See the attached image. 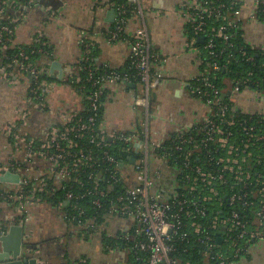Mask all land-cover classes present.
I'll list each match as a JSON object with an SVG mask.
<instances>
[{"label": "built area", "instance_id": "obj_1", "mask_svg": "<svg viewBox=\"0 0 264 264\" xmlns=\"http://www.w3.org/2000/svg\"><path fill=\"white\" fill-rule=\"evenodd\" d=\"M34 1L0 0V18L7 16L9 10L28 9ZM126 1L113 4L115 26L109 37L112 42L125 39L126 4L131 5L136 11L138 25L130 39L132 51L128 70L96 67L94 45L86 35L82 36V70L87 77L77 83L84 82L81 89L88 115L83 117V112L66 116L60 126L53 127L40 138L34 136L30 119L35 112L49 110L46 98L52 92V84L44 78L43 67L29 61L25 49L15 47L14 54L6 53L8 46L14 44L19 20L8 15L9 23L0 26V77L12 83L20 77L30 79L26 105L18 109L17 119L0 123V140L4 139L0 152V200L13 214L11 220L0 226V238L8 234L11 225L24 227L29 224L32 208L47 204L45 196L55 190L51 187L53 183L61 186L67 182L62 189H69L66 192L68 202L91 197L93 208L99 213L110 205L105 221L103 224L96 222L92 233L103 238L106 253L120 255L124 264H133L129 260L132 250L139 264H179L173 257L177 252L175 241L185 242L191 236H196L204 248L205 264L211 261L235 264L251 243L264 241V113L247 114L238 109L234 101V106L226 103L228 99L233 100V94L244 91L242 85L250 83L226 81L227 85L230 83L227 97L211 75L226 69L219 64L222 52L216 50L215 41L230 42L233 35L229 32L239 30L240 25L248 21L242 18L246 0H233L229 7L223 0H193L191 5L185 6L194 42L204 39L199 53L205 68L190 86V91L209 109V114L201 125L165 142L154 141L150 130L149 95L164 80L163 74L154 70L153 65L161 66L165 62L149 46L146 14L153 6L143 0ZM253 1L255 9L249 20L264 23V0ZM44 40L39 32L31 45L41 43L38 53L51 57L53 53L48 51L49 44ZM246 60L250 62L253 58ZM118 83L138 84L146 91V96L138 102V106L145 109L144 116L132 133L109 134L102 129V100L107 87ZM251 84L256 87L251 91L264 95L257 88L261 85L259 81ZM224 94L226 99L223 100ZM198 129L202 133L201 140L194 135L188 136ZM170 140V151L161 154ZM118 142L128 146L129 161L137 153L134 165L129 161L121 162L111 153L112 143ZM151 154L157 161L172 163V168L169 167L170 172L175 173V185L168 195L157 190L161 176L152 169ZM7 173L19 175V183L2 182L1 178ZM103 184L108 188H103ZM86 185L91 188L81 197L72 192L75 186L84 189ZM119 187L121 190L111 198V193ZM223 198L232 210L225 217L216 214L210 219V225L205 226L201 219L208 217L209 207L214 204L219 205L218 212ZM238 206L253 210L251 224L234 208ZM76 210L80 216L85 214L81 207L77 206ZM62 213L69 224L67 214ZM217 234H221L223 245L215 241ZM25 237L29 239L30 234L26 233ZM115 238L120 244L113 242ZM131 241H134L132 248L129 247ZM31 244L27 249L30 256L40 255L32 242L27 243ZM123 244L129 250L124 249ZM139 254H149V258L142 261ZM38 263L51 264L46 258H39ZM71 264L90 262L82 258Z\"/></svg>", "mask_w": 264, "mask_h": 264}, {"label": "crops", "instance_id": "obj_2", "mask_svg": "<svg viewBox=\"0 0 264 264\" xmlns=\"http://www.w3.org/2000/svg\"><path fill=\"white\" fill-rule=\"evenodd\" d=\"M143 1L153 6L151 12L146 14L149 46L165 60L161 66L153 65V69L163 74L164 80L149 95L150 130L154 141L165 142L182 131H191L201 125L209 114V109L192 94V103L168 101L172 95V82L185 83L186 90L191 93L190 86L202 72L197 45L199 41L194 42L190 15L186 14L185 9L193 0ZM34 2L28 9L13 12L14 18L19 20L14 45L30 46L34 37L41 32L53 51L46 64L41 62L46 79L52 84V92L46 98L49 110L35 112L30 119L34 136L40 138L53 127L60 126L66 116L86 110L85 96L75 84L82 73V36L86 35L95 47L94 62L97 67L107 66L125 72L132 51L130 39L138 24L130 22L125 39L112 42L109 32L115 22H106L108 14L114 9L112 0ZM246 3L242 16L244 20L248 19L242 25L244 40L252 48L264 53V23L249 20L255 4L253 0H246ZM59 4L62 6L59 7ZM68 10L70 22L65 20L64 12ZM55 62L61 64L60 70L53 69ZM29 83V78L20 77L12 83L0 77V123L6 124L17 119L18 109L26 105ZM106 91L102 129L109 134L136 131L144 116L145 109L138 106V102L146 96L145 88L138 84L130 87L118 83L109 85ZM232 99L244 113H264V95L244 90L233 94ZM3 140H0V152L4 148ZM151 158L152 169L161 176L157 190L168 195L174 187L175 173L170 172L172 169L166 162L157 161L152 154ZM30 214L32 218L27 226L33 234L31 242L50 263H74L85 258L90 264H124L120 255L106 253L102 237H81L79 231L65 221L60 210L44 204L32 208ZM12 215L9 207L1 205L0 226L11 220ZM235 264H264V241L251 243L246 254Z\"/></svg>", "mask_w": 264, "mask_h": 264}, {"label": "trees", "instance_id": "obj_3", "mask_svg": "<svg viewBox=\"0 0 264 264\" xmlns=\"http://www.w3.org/2000/svg\"><path fill=\"white\" fill-rule=\"evenodd\" d=\"M232 1L233 0H223V2L227 5V7H229ZM126 2H127L126 0H112V3L115 5L117 3L123 4ZM126 6H127L126 8L127 9L126 29H127V26L130 22L138 24V21H137V14L134 8L128 4H126ZM234 11L235 10H233L232 12ZM13 12L15 11L9 10L7 12V16L8 15L13 16ZM7 16L5 15V17L0 18V26L3 24L9 23L7 20ZM216 26H218V24H216ZM240 26L241 27L239 28V30H233L229 32L230 34L233 35L230 42H224L223 39H216L215 41V44L217 46L216 50L219 52H222V55L219 60V64L222 66H225L226 69H221L219 72L215 74L213 73L211 75V78L214 80V82L216 83V85L219 87L221 91L227 93L226 94L227 97L229 96L230 90H229V86L227 85L226 81L250 83L249 85L248 84L242 85L241 90H246V89L253 90L256 87H253L251 83L259 81L261 85L257 88L260 89L262 92H264V81H263L264 80V53H262L260 50L252 48L244 40L242 25ZM14 33H16V31ZM192 35H193V32H192ZM39 40H41V43L43 42V39H39ZM41 43L33 44L30 46H19V45L17 46V45L11 44L10 46H8L6 53L8 55H12L16 52L17 47L18 48L21 47L25 49L26 54L29 58V61H32L41 67V62H44L46 64V61L51 59L48 56H44L43 54L38 53V50L41 48ZM197 45L198 47L202 48L204 43L199 42ZM48 51L51 53L53 52L52 49L50 48L48 49ZM243 53H245L246 56H244ZM94 54H95V47H94ZM249 57L253 58V61L248 62L246 59ZM204 68L205 66H202V70ZM86 77H87L86 71L82 70L80 80L85 81ZM44 78L46 79V77ZM83 83L84 82H82V85ZM75 84L78 85L80 92H82V94L84 95L83 93L84 91L81 89L82 85L77 82H75ZM106 93H105V96H106ZM104 98L102 101H104ZM233 101L234 100L228 99L226 100V103L232 104L234 106ZM100 112H101V117H102L101 121H103V104L101 106ZM87 115L88 113H85V112L82 114L83 117H86ZM193 135L198 140L202 139V133H200L199 129L196 132L188 134V136H193ZM171 147H172V141L170 140L165 143L164 150H162L161 154L165 153L166 151H170ZM126 148H128V146L123 143H119V142L112 143L111 153L121 162H127L129 161L130 154L126 152ZM169 165L172 168V163H170ZM64 184L66 185L68 183L64 182L62 183L61 186L60 185L57 186L54 183H53L54 186L51 184L52 185L51 187H54L55 190L50 191L49 195L45 196L46 203L50 205L51 208L58 209L66 213L68 217L69 225L74 230L79 231L81 237L85 236L87 238H90L92 236H95V234L92 233L93 232L92 226L93 225L96 226V222L98 224H103V222L105 221L104 216L110 210V205L107 204L106 207L99 213V212H96V208L95 209L93 208L91 197H86L84 199L77 198L71 202H68L66 200V192L69 191V189L63 190L62 186ZM89 186L90 185H86L84 189H79L77 186H75V188L72 189V192H74L76 197H81L82 195L86 193L87 189L91 188ZM102 187L107 189L108 185L103 184ZM177 187H179V185H177ZM120 190H121V187H119L117 190H114V192L112 193L110 191L111 198L116 192ZM221 203H222V206L220 207V210H218V212H216V209L219 207L218 204H214L209 207L210 211H209L208 217L201 219V222L205 226L210 225L209 224L210 219H212L216 214L219 215L220 217L221 216L225 217L229 213V211L232 210V208L228 204V201H226L224 198ZM1 205H2V201L0 200V206ZM77 206L85 210V214L83 216H80L79 211L76 210ZM234 208L239 210V212L241 213V216L245 218V220L248 221L250 224L253 222L254 215H253L252 209H249V208L246 209L245 207H242V206H238ZM220 231H222V229H220ZM120 236L121 235H118V237ZM215 241H217V239H215ZM113 242L120 244V241L117 239L113 240ZM175 245L177 247V252L173 253V257L179 260L180 262L179 264H205L204 257H203L204 248L197 242L196 236H191L190 240H186L185 242L177 240L175 241ZM133 246H134V241H131L129 244V247L132 248ZM123 247L126 250L128 249V246H125V244H123ZM139 255L143 258L142 261H146L149 258V254H139ZM136 258H137V255L135 254V251L132 250L129 256L130 262H132L133 264H139L138 262L137 263L135 262ZM238 260L236 259L235 261H238ZM67 263L71 264V262L69 261H66L65 263H62V264H67ZM215 263H216L215 261L210 262V264H215Z\"/></svg>", "mask_w": 264, "mask_h": 264}, {"label": "water", "instance_id": "obj_4", "mask_svg": "<svg viewBox=\"0 0 264 264\" xmlns=\"http://www.w3.org/2000/svg\"><path fill=\"white\" fill-rule=\"evenodd\" d=\"M62 4H59V7ZM66 15V21L70 22V19L67 18L69 10L64 12ZM116 11L112 9L111 12L108 14V18L106 22L112 24L115 22ZM74 22V21H71ZM87 24V22L85 23ZM88 25V24H87ZM199 42H203L204 39L200 38ZM61 68V64L59 62H55L53 64V69ZM44 77H47L45 74ZM130 87H135V84H128ZM172 95L168 98V101H182L186 103L194 102L193 98L191 97V93L186 90V84L180 81H174L171 84ZM226 99V95H223V100ZM137 159V153L130 159L129 163L134 165ZM126 165V164H125ZM1 181L4 183H14L18 184L20 181L19 175H14L11 173L5 174ZM32 218V217H30ZM224 232L225 229H222ZM26 233L30 234V238H26ZM33 235V234H32ZM30 233V227L28 226H19V225H11L9 228V232L6 236L0 238V264H39V258H45L44 255L41 253L40 255L30 256V252L27 249H30L31 245H27V243L31 242V238L33 236ZM217 242L219 244L223 243V239L221 234H217Z\"/></svg>", "mask_w": 264, "mask_h": 264}, {"label": "rangeland", "instance_id": "obj_5", "mask_svg": "<svg viewBox=\"0 0 264 264\" xmlns=\"http://www.w3.org/2000/svg\"><path fill=\"white\" fill-rule=\"evenodd\" d=\"M45 205H47V206H49V207H50V205H48V204H45Z\"/></svg>", "mask_w": 264, "mask_h": 264}]
</instances>
